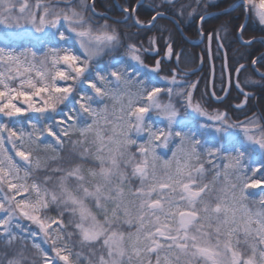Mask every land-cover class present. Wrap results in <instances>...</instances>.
I'll list each match as a JSON object with an SVG mask.
<instances>
[{
  "label": "snow or ice",
  "instance_id": "1",
  "mask_svg": "<svg viewBox=\"0 0 264 264\" xmlns=\"http://www.w3.org/2000/svg\"><path fill=\"white\" fill-rule=\"evenodd\" d=\"M177 2L147 22L124 7L123 22L150 31L189 9L203 24L212 0ZM65 3L0 0V264H264V116L210 111L215 91L194 97L171 42L162 75L142 58L155 37L127 43L94 27L95 0ZM237 8L264 26V0ZM259 75L250 87L264 89Z\"/></svg>",
  "mask_w": 264,
  "mask_h": 264
},
{
  "label": "trees",
  "instance_id": "2",
  "mask_svg": "<svg viewBox=\"0 0 264 264\" xmlns=\"http://www.w3.org/2000/svg\"><path fill=\"white\" fill-rule=\"evenodd\" d=\"M195 1V0H193ZM235 1V0H234ZM232 1L231 3H233ZM141 0H95L96 10L98 15L93 17L94 26L102 25L105 22L110 24L112 27H117L118 30L122 33L123 38L127 43H135L138 46L143 45L144 48L149 47V39L152 37L156 38V44L154 45L155 49H158L159 52L157 56L154 57L151 54L154 51L143 53L142 58L145 60V63L148 65H153L156 58H160L165 54V45L167 43V37L170 38L172 46L175 52L183 49L184 53L192 57L195 62L199 61V55L202 53L207 60L206 50H202V45L190 43L189 40L200 39V31H198V25L200 20L198 17L191 18L189 23H185V20L175 16V9H168L166 12L165 18H158L156 27L152 30H147L135 26L133 21L129 19L127 23H124L125 13L122 10H119L120 7L135 8ZM160 0H144L142 4L137 6L135 11V16H138L142 21H148L154 15L153 7L158 4ZM185 0H178L176 8L178 9ZM202 3H207L202 0ZM219 3H209L206 13L219 10ZM223 6V4H222ZM221 6V7H222ZM198 12H205L203 8L197 9ZM109 13L110 16H106L104 13ZM91 15V14H88ZM168 16L175 18V21H179V25H175V22L170 19ZM186 18V17H185ZM227 17L222 15L221 17H212L208 19L205 24V32L208 34L213 31L212 27H215V24L218 21H227ZM238 26L230 31L228 38L230 40V45L227 46L228 53V64L227 71L231 72V88L228 98L225 102L218 104L214 102L211 96H206L207 103L212 107L209 108L211 111L212 108H219L220 110H227L232 116L233 121H245L248 117L255 115L257 118L264 116V89L262 88H253L249 86V82L245 87V93H249V98L246 104L244 101V94H241V91L236 87L234 79H238L239 83L243 84V76L245 77L249 72V80L260 81L261 77L257 74L256 69H259L261 72H264V63H262L259 58L264 56V43L261 41H255V38H264V26H261L259 23H253L252 18L249 21V26L245 29L243 36L248 40L253 39L251 45L241 44L237 36L239 25L243 21V17H239ZM208 30H206V27ZM182 28V32H179L178 28ZM183 35H182V34ZM237 33V34H236ZM215 36V35H214ZM257 60L255 68H252V60ZM162 67L164 69V75L168 74L169 69H172L170 62L165 59L162 60ZM240 64L247 65V69L242 70L239 75L235 73L234 69L239 67ZM224 71V70H223ZM230 75V73H229ZM225 77V71H224ZM190 82H199L197 84V89L194 92V97L199 99L202 94H207L210 91V77L206 70L192 76ZM218 81V72L215 73V78L213 82L214 90H216V85ZM237 105H243L240 108H237ZM264 122V121H262ZM63 154V153H62Z\"/></svg>",
  "mask_w": 264,
  "mask_h": 264
},
{
  "label": "flooded vegetation",
  "instance_id": "3",
  "mask_svg": "<svg viewBox=\"0 0 264 264\" xmlns=\"http://www.w3.org/2000/svg\"><path fill=\"white\" fill-rule=\"evenodd\" d=\"M31 1V0H29ZM234 0H217L215 1L216 3H219L220 7L219 10L217 11H213L210 13H205L206 14V20L203 22V24H201V22H199L198 25V31H200L201 27L203 28V36L200 35V41H199V45H202V50H206L207 53V60L205 59L204 55L202 53H200L199 55V61H198V66L195 67V65H193L192 67H186L184 65V60H186V58H188L187 56H189L188 54L184 53L183 49L175 52L174 53H180V68H184L186 69L188 72L189 71H195L198 70L195 73H189L187 79H190L192 76L206 70L209 74L210 77V92H212L214 90L213 87V82H214V78H215V73L218 72L217 70V66H218V61L215 59V50H216V46L218 48V41L223 42V49H219L223 56L224 53H227V46L230 45V40L228 38H226V40L224 39L225 35H222V33H226L227 35L229 34V31L233 30L236 26H238V18L239 17H243V21L242 24L245 25V29H247V27L249 26V21L250 19L246 20L244 15L242 14V10L240 9H235L232 10V6L236 3H238V0H235L233 3H231ZM34 2V0H33ZM45 3L48 4H56V6L58 7H64L67 6L65 3V0H44ZM75 4V3H74ZM223 4V6H222ZM222 6V7H221ZM119 10H122V8L120 7ZM98 13V12H97ZM105 15L107 14L106 12L104 13ZM110 15V14H109ZM222 15H225L227 17V21H218L217 24H215V27L213 29V31L209 32L208 34H206L205 32V28H204V24L205 22L212 18V17H221ZM124 21V20H123ZM206 27V26H205ZM206 30H208V28L206 27ZM212 35V40H211V44H209V40H208V36ZM215 35V36H214ZM226 35V37H227ZM264 39V38H262ZM174 49V48H173ZM152 56L156 57L157 56V52L154 51L152 54ZM156 59H161V64H163L162 60L165 59L166 61H168L165 57V54L160 57V58H156ZM227 60H228V53H227ZM227 60L225 61L224 58H221V61L223 62V70L225 71V80H221V93L217 92V85H218V81H217V85H216V96L212 97V100L218 104H221L223 102H225V100L228 98L229 93H230V88H231V83H229V72L227 71ZM171 63L172 66H174V68H176V62L175 59L173 58L172 61H168ZM152 66V65H149ZM177 71H179V69H177ZM226 93V94H225ZM241 94H243L241 92ZM216 97H219L220 99H216ZM216 163H220V161H216Z\"/></svg>",
  "mask_w": 264,
  "mask_h": 264
},
{
  "label": "rangeland",
  "instance_id": "4",
  "mask_svg": "<svg viewBox=\"0 0 264 264\" xmlns=\"http://www.w3.org/2000/svg\"><path fill=\"white\" fill-rule=\"evenodd\" d=\"M207 2L208 3V0H204V2ZM215 1H217V0H212V2L211 3H215ZM33 3V0H31V1H29V4L31 5ZM187 4H192L193 6H195V1H193V0H185V2L182 4V5H187ZM209 4V3H208ZM53 6H56V4H52ZM74 6H75V4H74ZM57 8H60V7H58V6H56ZM67 6H64V7H61V8H66ZM137 6H136V9H135V11L137 10ZM95 11H96V13L98 12L97 10H96V8H95ZM187 11H189V9H185V16L183 17V18H181V17H179V18H181V19H183V20H185V23H189L188 21H190L191 20V18H189L188 16H187ZM108 14V16H110L109 15V13H107ZM168 17H172V16H168ZM186 17V18H185ZM174 18V17H173ZM175 19V18H174ZM252 20H253V23H258V21H257V19L255 18V17H252ZM145 22H147V21H145ZM108 24V23H107ZM242 24V23H241ZM240 24V25H241ZM110 25V24H109ZM175 25L177 26V23L175 22ZM262 26V25H261ZM95 27V26H94ZM115 28H117V27H115ZM118 29V28H117ZM178 30H179V32H182V28L181 27H179L178 28ZM229 33H230V31H229ZM182 34V33H181ZM237 34V33H236ZM183 35V34H182ZM222 35H225V37H224V39L226 40V38H228V35L226 34V33H222ZM226 35H227V37H226ZM239 35H240V33H239V30H238V34H237V36H238V38H239ZM188 39V38H187ZM229 39V38H228ZM240 40V39H239ZM243 40H248L247 38H245L244 36H243ZM166 41L167 42H169L170 41V38H168L167 37V39H166ZM188 41H191V42H193V44H199V41H200V39H195V40H189L188 39ZM240 43L241 44H244L241 40H240ZM121 54H123V53H121ZM214 55H215V59L218 61V66H217V70H218V85H217V92L218 93H221V80L223 79V80H225V77H224V71H223V62L221 61V58H224V56H223V54H222V52L217 48V46H216V50H215V53H214ZM189 59H186V60H184V65L186 66V67H192L193 65H195V67L196 66H198V62H195V60L192 58V57H190V56H187ZM226 64H228V62H226ZM252 66V68H255L256 67V65H251ZM174 68V66H172V69ZM247 68H249V67H247V65H245V69H247ZM259 72H261L260 70H259ZM229 73H230V75H229V77H230V79H231V72L229 71ZM258 74V73H257ZM162 75H164V74H162ZM247 76H249V72L247 73V75L244 77L243 76V84H241L240 83V87L241 88H243V90H244V92L246 91L245 90V87H244V85H247L248 83L247 82H249V78L247 77ZM189 80V79H188ZM190 81V80H189ZM236 81H237V79L235 78L234 79V82L236 83ZM153 123H154V125H158V126H163V124L160 122V120L158 119V118H155V119H153ZM133 150H135V149H133ZM162 151V154H164V156H165V158L166 159H171V152L169 151V150H161ZM18 159V158H17ZM220 163H221V161H220ZM206 167H207V165H206ZM135 186V185H134ZM250 191H253V192H259V189H252V190H250Z\"/></svg>",
  "mask_w": 264,
  "mask_h": 264
},
{
  "label": "water",
  "instance_id": "5",
  "mask_svg": "<svg viewBox=\"0 0 264 264\" xmlns=\"http://www.w3.org/2000/svg\"><path fill=\"white\" fill-rule=\"evenodd\" d=\"M144 2V0H141V2L140 3H138V5L137 6H139L140 4H142ZM134 15H135V12H134ZM106 16H108V14H106ZM170 19H172L173 21H175V19L173 18V17H169ZM187 39V38H186ZM188 40V39H187ZM255 41H261L262 40V38H255L254 39ZM190 43H193V42H191V41H189ZM198 70H195V71H189V73H195V72H197ZM258 73V75H259V73L260 72H257Z\"/></svg>",
  "mask_w": 264,
  "mask_h": 264
}]
</instances>
